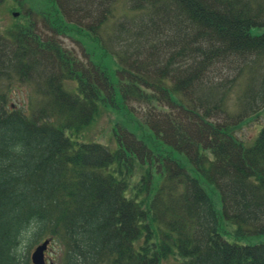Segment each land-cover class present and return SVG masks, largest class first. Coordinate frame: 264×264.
<instances>
[{
  "label": "trees",
  "instance_id": "obj_1",
  "mask_svg": "<svg viewBox=\"0 0 264 264\" xmlns=\"http://www.w3.org/2000/svg\"><path fill=\"white\" fill-rule=\"evenodd\" d=\"M44 1L36 13L56 36L77 38L104 81L74 69L54 35L36 32L31 11L0 36V67L32 70L42 88L32 118L0 95V264H29L20 245L42 233L66 244L69 264H264V125L244 144L242 120L211 119L245 70L249 85L256 79L264 0H129L137 22H118L119 55L101 37L111 0ZM103 2L96 26L65 18V4L95 17ZM232 64L236 73H224ZM65 79L77 80L75 98ZM133 102L147 106V119H133ZM98 106L133 126L119 127L130 130L127 142L113 127V150L74 140L73 123L65 134L67 119L88 110L90 121ZM60 116L62 127L53 124Z\"/></svg>",
  "mask_w": 264,
  "mask_h": 264
},
{
  "label": "rangeland",
  "instance_id": "obj_2",
  "mask_svg": "<svg viewBox=\"0 0 264 264\" xmlns=\"http://www.w3.org/2000/svg\"><path fill=\"white\" fill-rule=\"evenodd\" d=\"M85 1L88 0H83V3H85ZM127 1L129 0H111V2L113 3L110 6V10L114 9L115 12V16H113L112 19L108 18L107 20H101L100 18L101 11L104 10L105 6L107 10V2L106 4L105 2L101 3L102 9L99 8V4L95 6V10H97V13L94 15L95 17L89 15L87 16L81 11H76L75 8H70L67 4H65L64 14L67 20L73 21L83 26H96L98 25L99 20H101V22L105 21L101 30V37H103L104 39V45L105 47L107 46L112 52H116L117 55H119V52L122 50L119 45V34H121L123 31L119 32V30H117L118 22L125 21V18H133L130 26L133 22H137L136 11L134 10L133 12L128 9L127 6H130V4L127 5ZM135 1L137 0H130L129 3ZM44 2V0H1L0 36L7 35L12 26L15 23L21 21L23 15L27 14L25 12L29 13L31 11V15H33L32 20H34L35 22L36 32L41 33L44 36L54 35L52 36L54 37L53 39L59 42L62 48L65 49V51L68 52L70 56L74 57L78 62V64L74 66V69L82 70L83 75H86V77H89V79H91L92 81H98V83L102 84L104 80L100 81V76H98L100 72H98L99 70H95L94 66L90 62L91 57L88 51L84 49V46L81 44V42H78V39L72 38V36H56L54 31L48 27V21L36 13V11L43 9ZM74 4L77 8V3ZM86 13L88 14L90 13V11H87ZM14 14H16V16H14ZM261 31L262 29H252V32L255 34ZM238 65L239 62L235 64V66ZM253 69L255 70L254 76L256 77V79H254V81L252 82L250 81L249 85L248 82L251 74L247 70H245L241 74L242 80L234 85L231 90L226 92L224 112H214L211 116L212 120L218 123H227L230 126L242 120L240 123V129L235 128V135L244 144H251L257 136L260 128L264 125V103L263 101L259 102V99L256 95L259 87H261V76L264 73V60L258 59L253 65ZM94 70L95 75H92ZM223 70L224 73H236L233 64L231 66L225 67ZM0 71V95H3L5 97L6 106L9 109L14 108L24 110V113H26L25 115L28 118H32V116L36 115L35 108L36 106H40L39 102L42 98V94L40 93L42 89L41 86L38 89L35 85V81H37L40 77L37 78V74H34V71L32 70L19 71L18 69H16L15 71H13L11 68L7 69L6 67L1 66ZM55 71L58 72V70ZM56 72H54V74H56ZM223 76H220L219 80ZM62 81L63 88L68 93H70L68 95H71V97L75 98L74 94L75 92H77L78 87L77 80L65 79ZM101 84L98 85L100 86ZM42 87H44V85H42ZM252 101L254 103L253 106L251 105ZM133 103L134 104L128 103L129 108L131 109L132 113H134L131 114L133 119L139 121L147 119V117L144 116L145 111L147 110V106L144 104H138L137 102ZM95 108L96 111L92 113V118L90 119V121H87V118L90 115L88 110H85V114L82 117H80V115L75 116L74 118L70 117V122L67 119V124L64 125L65 134L70 135L74 133L75 130L73 128L66 127L69 123H73L75 127L76 125H78L76 127L77 134L72 135L74 140H77L79 142H98L112 150L117 147L116 134L113 129L114 126L121 135H124L126 137V142L128 138L132 137L130 134V130L126 128L128 130L127 131L124 128H119L120 126H122L121 124H130V129L133 128V126L131 122L126 123L125 120H123V117L120 115L118 110L107 109L102 106H98ZM163 111L164 115L170 113L167 109H163ZM74 113L78 114V110H75ZM156 113L158 112H152V114L150 115L151 118L155 116ZM157 118L159 117L155 116V119ZM63 119L64 116H60V118L55 120L53 124L62 127V125L64 124ZM80 119L83 120V123L80 121ZM128 135L129 137H127ZM213 200L216 209L220 210L221 203L219 197L216 196ZM48 236L49 234L47 233L37 235L26 234L20 245L22 256H27V258L29 259V255L32 253L34 248ZM44 258L47 261L46 264H69L68 255L66 253V244L63 241L56 240V238H54V240L48 244L47 250L44 253ZM163 264H172L171 258L164 260Z\"/></svg>",
  "mask_w": 264,
  "mask_h": 264
},
{
  "label": "water",
  "instance_id": "obj_3",
  "mask_svg": "<svg viewBox=\"0 0 264 264\" xmlns=\"http://www.w3.org/2000/svg\"><path fill=\"white\" fill-rule=\"evenodd\" d=\"M49 240H44L40 245L35 247L34 251L31 254V260L33 264H45L44 260V251L47 248Z\"/></svg>",
  "mask_w": 264,
  "mask_h": 264
}]
</instances>
